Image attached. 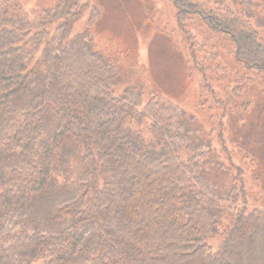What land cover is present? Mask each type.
Here are the masks:
<instances>
[{
	"label": "trees",
	"instance_id": "trees-1",
	"mask_svg": "<svg viewBox=\"0 0 264 264\" xmlns=\"http://www.w3.org/2000/svg\"><path fill=\"white\" fill-rule=\"evenodd\" d=\"M88 1L0 0V264H264V211L248 205L240 168L195 114L152 84H125L75 30ZM256 1L172 0L185 28L208 30L192 57L222 84L207 81L214 96L201 102L222 119L253 104L233 103L234 79L258 86L241 71L264 75ZM215 33L234 44L228 77Z\"/></svg>",
	"mask_w": 264,
	"mask_h": 264
},
{
	"label": "rangeland",
	"instance_id": "rangeland-1",
	"mask_svg": "<svg viewBox=\"0 0 264 264\" xmlns=\"http://www.w3.org/2000/svg\"><path fill=\"white\" fill-rule=\"evenodd\" d=\"M28 1L30 4L39 2V0ZM49 1L52 3L55 0ZM197 1L207 9L222 8V5L214 3L215 0ZM227 1L233 9L241 7L240 0ZM88 2L90 7L76 22L75 30L89 31L94 45L112 56L120 66L125 84L134 82L148 84L147 86L152 84L163 96L172 98L189 113L195 114L204 132L213 138L214 146L226 156L231 155L235 165L240 168L241 182L248 205L264 211V114H260L262 116L260 119L258 109L261 111L262 106L258 104L254 107L256 101H260L258 90H264V75L259 78L255 71L252 73L241 71V75L244 74L251 80L255 79L253 83L258 86L250 92L240 79H234L232 88L236 84L242 91L237 92L233 103L249 100L253 104L246 110L233 108L230 114L229 111L226 114L228 117L222 119L224 108L221 105H218L219 108H215L212 113L209 111V105L201 104L207 99L212 101V90L204 86L207 81L212 84L215 93L216 90L219 91L218 86L222 85L217 78H213L212 74L200 70L192 57L197 50L195 42L204 41L206 34H209L202 22L193 25L195 31L193 34L179 20L178 11L172 0H89ZM256 2H258L256 8L259 14L264 16V0ZM92 8L93 15L90 18L89 13ZM257 28L258 39L264 44V25ZM212 39L222 45L220 51L227 59H223V63L220 64L228 77L232 69L224 63L231 61L234 44L220 33H215ZM218 61L217 58L212 59L214 63ZM246 83L250 82L247 80ZM255 108L258 113L255 112ZM211 113L215 116L213 117ZM232 115L241 117L237 128L230 125L229 117ZM149 123L144 119L140 122L143 125L136 127L151 137L146 131ZM213 123L216 124V129L210 131ZM219 123L223 126L222 131L219 129ZM216 241L218 242L219 238L214 239V242Z\"/></svg>",
	"mask_w": 264,
	"mask_h": 264
}]
</instances>
